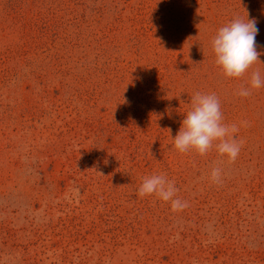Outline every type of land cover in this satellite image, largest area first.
I'll return each instance as SVG.
<instances>
[{"label":"rangeland","instance_id":"374dc122","mask_svg":"<svg viewBox=\"0 0 264 264\" xmlns=\"http://www.w3.org/2000/svg\"><path fill=\"white\" fill-rule=\"evenodd\" d=\"M0 264H264V0H0Z\"/></svg>","mask_w":264,"mask_h":264}]
</instances>
